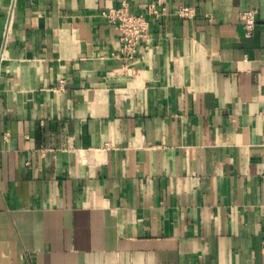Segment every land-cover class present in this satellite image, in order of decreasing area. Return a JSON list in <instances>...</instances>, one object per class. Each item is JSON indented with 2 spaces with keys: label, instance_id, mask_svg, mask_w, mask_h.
I'll return each mask as SVG.
<instances>
[{
  "label": "crops",
  "instance_id": "crops-1",
  "mask_svg": "<svg viewBox=\"0 0 264 264\" xmlns=\"http://www.w3.org/2000/svg\"><path fill=\"white\" fill-rule=\"evenodd\" d=\"M121 1L0 0V264H264V0Z\"/></svg>",
  "mask_w": 264,
  "mask_h": 264
},
{
  "label": "built area",
  "instance_id": "built-area-1",
  "mask_svg": "<svg viewBox=\"0 0 264 264\" xmlns=\"http://www.w3.org/2000/svg\"><path fill=\"white\" fill-rule=\"evenodd\" d=\"M172 12L178 18H191L195 15V7L190 4L179 3L170 10L166 0H150L146 7V14L137 12L129 6L128 1L122 0L120 5L112 7L102 15L120 32V49L116 54L123 61L136 57L138 44L148 39L150 21L148 16L160 17ZM247 31H251L255 25L253 11L246 10L241 13Z\"/></svg>",
  "mask_w": 264,
  "mask_h": 264
}]
</instances>
